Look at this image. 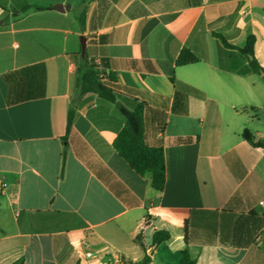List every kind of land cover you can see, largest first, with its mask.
<instances>
[{
	"label": "crops",
	"instance_id": "crops-1",
	"mask_svg": "<svg viewBox=\"0 0 264 264\" xmlns=\"http://www.w3.org/2000/svg\"><path fill=\"white\" fill-rule=\"evenodd\" d=\"M3 1L0 264H183L185 252L192 264H264V147L242 137L264 142V77L242 74L239 51L256 37L264 68V0H26L45 10L18 20ZM82 36L116 73L118 101L147 104L163 192L116 152L125 118L97 94L79 99L64 138ZM184 49L199 62L176 66ZM38 64L44 96L8 105L3 76ZM29 79L20 93L39 94ZM160 231L170 239L153 247Z\"/></svg>",
	"mask_w": 264,
	"mask_h": 264
},
{
	"label": "trees",
	"instance_id": "trees-1",
	"mask_svg": "<svg viewBox=\"0 0 264 264\" xmlns=\"http://www.w3.org/2000/svg\"><path fill=\"white\" fill-rule=\"evenodd\" d=\"M14 4L13 18L18 20L30 11H43L36 5L29 4L26 0H11ZM0 8L8 11L7 1L0 0ZM218 37L225 45H228L224 38ZM229 46V45H228ZM256 37L250 36L244 48L239 51L248 59V66L242 70V74H258L264 77V68L259 64L255 56ZM199 62V58L190 50L184 49L176 60V66H186ZM30 78L36 77V83L40 82L39 94H21L20 91L28 86H32ZM8 84V105H14L31 99L44 96L46 81V68L44 64L26 67L3 76ZM118 81L117 75L111 70L107 59H101L100 64L95 59L90 58L87 52L77 68V82L74 100L69 110L66 128V138L72 131L76 117V104L81 97L86 94H97L100 98L114 104L125 118V125L121 129L114 141V149L129 164V166L140 176L151 178L152 187L163 192L168 177V167L166 156L162 147H152L146 143L145 113L147 104L136 100V107L129 110L118 101V92L113 85ZM171 82L174 83L173 77ZM179 97V94H176ZM242 137L253 143L257 147H264V142L255 141V137L250 130L246 129ZM170 239V234L166 231L155 233L153 237V247H158ZM151 256L146 254L139 262L123 261L122 264H150ZM19 260L14 264H22ZM183 264H192L187 252Z\"/></svg>",
	"mask_w": 264,
	"mask_h": 264
},
{
	"label": "water",
	"instance_id": "water-1",
	"mask_svg": "<svg viewBox=\"0 0 264 264\" xmlns=\"http://www.w3.org/2000/svg\"><path fill=\"white\" fill-rule=\"evenodd\" d=\"M55 9L61 13H64L67 9H69V7L63 6L62 4H58L55 6ZM81 48H82V56L85 57L87 53V39L85 36L81 37Z\"/></svg>",
	"mask_w": 264,
	"mask_h": 264
},
{
	"label": "built area",
	"instance_id": "built-area-1",
	"mask_svg": "<svg viewBox=\"0 0 264 264\" xmlns=\"http://www.w3.org/2000/svg\"><path fill=\"white\" fill-rule=\"evenodd\" d=\"M87 257H89V258L92 257V254H87Z\"/></svg>",
	"mask_w": 264,
	"mask_h": 264
},
{
	"label": "rangeland",
	"instance_id": "rangeland-1",
	"mask_svg": "<svg viewBox=\"0 0 264 264\" xmlns=\"http://www.w3.org/2000/svg\"><path fill=\"white\" fill-rule=\"evenodd\" d=\"M20 44V42H18Z\"/></svg>",
	"mask_w": 264,
	"mask_h": 264
}]
</instances>
